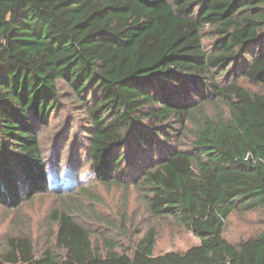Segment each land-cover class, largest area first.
I'll return each mask as SVG.
<instances>
[{"label":"trees","instance_id":"trees-1","mask_svg":"<svg viewBox=\"0 0 264 264\" xmlns=\"http://www.w3.org/2000/svg\"><path fill=\"white\" fill-rule=\"evenodd\" d=\"M60 83L84 118L75 160L98 182L127 179L151 216L199 242L154 254L148 231L117 252L59 206L52 245L9 236L0 264H264V0H0V205L77 182L56 160L75 124L53 156L40 139ZM234 212L260 213L262 228L227 240Z\"/></svg>","mask_w":264,"mask_h":264},{"label":"rangeland","instance_id":"rangeland-1","mask_svg":"<svg viewBox=\"0 0 264 264\" xmlns=\"http://www.w3.org/2000/svg\"><path fill=\"white\" fill-rule=\"evenodd\" d=\"M204 43L208 47L211 39L204 38ZM59 85L62 93L64 92L61 98L64 103L61 104L62 112L51 119L52 122L43 129L40 139L45 155L53 156L55 143L61 140L65 122L68 120V123L75 124L66 134L67 137L58 150L56 160L59 159L64 169L69 163L70 166H76L73 174L77 176V182L71 181L68 177L64 182L66 186L64 192L59 191L58 188H49L47 192L37 194L17 209L0 205V246L7 237L20 234H28L32 238L37 252L47 245H52L56 227L50 221V213L59 206L75 209L73 212L76 218L90 231L92 242L100 247L107 248L102 243L106 235L110 234V241L115 245L117 252H128L131 241L138 240L148 231L154 234V254L170 250L183 251L196 245L199 242L198 238L174 220L151 216L140 194L130 181L121 180L126 187L122 186L123 183L98 182L88 173L84 155H81L79 160H75L80 152L74 150L76 154L74 155L73 145L69 144V140L75 132L78 134V140L81 139L80 126L84 123V118L79 113V108L74 106L76 103L68 98L66 86L62 83ZM194 99L199 97L196 95ZM58 195H61L63 199ZM69 199L74 201L71 202ZM262 226L263 218L260 213L234 212L227 220L224 236L231 242H238L242 238L259 232Z\"/></svg>","mask_w":264,"mask_h":264}]
</instances>
